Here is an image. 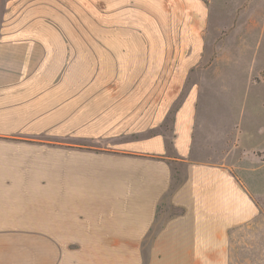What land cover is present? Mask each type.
<instances>
[{
	"label": "crops",
	"instance_id": "obj_1",
	"mask_svg": "<svg viewBox=\"0 0 264 264\" xmlns=\"http://www.w3.org/2000/svg\"><path fill=\"white\" fill-rule=\"evenodd\" d=\"M47 1L59 11V0ZM100 1L112 10L106 26L131 29L101 40L138 45L140 23L124 4L147 0ZM165 2L147 7L167 17L173 7ZM43 3L0 0V264L234 263L232 237L254 210L229 164L237 136L253 137L236 120L244 103L232 92L236 69L197 66V45L167 51L160 65L156 50L112 44L99 50L100 83H78L68 66L74 49L60 51L69 40L58 29L44 39ZM194 31L184 40L198 42ZM240 76L241 88L251 86ZM64 101L71 112L83 105L80 116L68 115L67 131L57 108ZM61 132L106 144H45L44 136Z\"/></svg>",
	"mask_w": 264,
	"mask_h": 264
},
{
	"label": "rangeland",
	"instance_id": "obj_2",
	"mask_svg": "<svg viewBox=\"0 0 264 264\" xmlns=\"http://www.w3.org/2000/svg\"><path fill=\"white\" fill-rule=\"evenodd\" d=\"M153 2L147 0L146 4L142 1L134 4L133 1H129L124 4V7L134 9L132 13L137 16L140 23L133 30L141 35V41L134 46L132 43L101 40L107 33H114L120 28L125 32L131 29L114 24L106 26L104 23L112 14V10L105 9V3L100 0H59V11L50 10L51 4L44 0V8L38 10V22L43 21L44 39L58 29L61 39L69 40L60 42V51L63 44L69 45L70 50L74 49V62L70 61L68 66L74 68L78 83H81L83 78H89L88 85L100 83L99 50L107 49V46L112 44H124L125 49L132 47L143 51L156 50L155 60L157 64L162 60L160 65H165L166 59L163 56L167 51L186 50L192 48L191 45L194 47L197 45L196 49L203 51L201 58L195 59L197 66L219 65L232 71L236 69L239 74L238 87L232 92L237 93V97L244 98L236 120L243 121L241 125L248 133L251 131L253 137L251 142L246 139L244 143V140L238 141L237 136V147L230 154L229 164L233 166L234 173L250 193L254 210L252 219L241 224L240 227L238 225L234 232L230 250L234 263L231 264H264V0H167L165 6L178 9L164 11L167 12V17L153 16V11L147 7ZM140 5L141 9H139ZM56 11L59 13L58 22L55 20ZM0 13L3 14L4 11L0 10ZM174 14L182 17L181 20L173 16ZM196 17L199 19L197 29ZM149 20L156 22V26L148 29ZM174 20L180 21L181 25L173 27L171 24ZM25 27L20 26L21 30ZM190 27L199 35L198 42L184 40V37H188L185 33L190 34ZM40 28L42 27L38 26V30ZM21 30L20 32H23ZM146 38L152 40H142ZM43 47L45 50L50 49L46 42H43ZM62 53L60 59H63ZM242 72L251 86L240 87ZM66 78L67 74H63L60 80L61 86L67 85ZM65 102L57 106L60 111L59 116L63 118L59 121L61 131L63 129L67 131L68 115L74 118L83 110V105H77L71 112ZM95 110L96 106H89L90 112ZM244 112L246 115L243 118ZM45 124H48L45 129L57 130L51 122ZM44 141L49 146L59 145L63 150L73 147L89 148L79 144L96 146L106 144V140L71 138L67 133L62 134V132L59 138L51 134L44 136Z\"/></svg>",
	"mask_w": 264,
	"mask_h": 264
},
{
	"label": "trees",
	"instance_id": "obj_3",
	"mask_svg": "<svg viewBox=\"0 0 264 264\" xmlns=\"http://www.w3.org/2000/svg\"><path fill=\"white\" fill-rule=\"evenodd\" d=\"M205 1H207V0H205Z\"/></svg>",
	"mask_w": 264,
	"mask_h": 264
}]
</instances>
